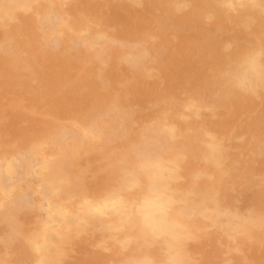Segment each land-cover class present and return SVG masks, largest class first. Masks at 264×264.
<instances>
[{
    "label": "clouds",
    "instance_id": "obj_1",
    "mask_svg": "<svg viewBox=\"0 0 264 264\" xmlns=\"http://www.w3.org/2000/svg\"><path fill=\"white\" fill-rule=\"evenodd\" d=\"M210 110L194 100L178 106L160 100L142 110L151 113L147 119H138V107L114 105L86 138L43 134L0 150V218L11 223L0 243L23 241L32 264H64L65 249L84 236L95 250L115 249L120 264H200L190 245L214 232L235 245L249 226L264 222L220 200L226 140L197 123ZM90 157H99L95 172L79 164ZM98 175L112 180L93 193L89 177ZM22 211L32 216L27 226ZM226 254L240 249L228 247Z\"/></svg>",
    "mask_w": 264,
    "mask_h": 264
},
{
    "label": "bare ground",
    "instance_id": "obj_2",
    "mask_svg": "<svg viewBox=\"0 0 264 264\" xmlns=\"http://www.w3.org/2000/svg\"><path fill=\"white\" fill-rule=\"evenodd\" d=\"M136 1L125 0L127 9L135 16L145 10L149 11L150 20L147 23L150 24L144 28L143 34L153 31L160 37V42L152 49H136V46H133L137 53L131 59L126 58L127 54L124 55L128 60L127 67L130 65L134 69L142 65L143 71L135 70L132 83L125 86L123 94L118 95L116 103L124 109L138 107L141 110L138 119H147L151 113L142 110L160 100H174L177 106L185 100H194L209 107L211 110L204 112L197 123L224 137L228 149L227 175L217 186L220 200L224 205L238 209L242 214L251 212L254 218L264 222V0H146L144 11L136 8L138 5ZM55 2L56 0H0V27L14 25V33H18L23 25L30 30L32 23H36L31 13L35 11L37 13L46 5L52 6ZM118 12H114L109 17V23L127 22L125 21L127 18ZM101 23L105 24L104 21ZM170 32L176 33L177 36L173 35L175 41L172 40ZM99 36H94V40H98ZM4 37L9 38L5 33ZM48 45L50 46V43ZM157 58L168 59L166 66L161 67L159 74L162 79L159 80H157L159 74L153 76L146 71ZM89 76L91 77V74ZM5 77L2 75L1 78ZM242 83L253 84L255 88L253 90L242 88L240 86ZM70 89L73 94L87 92L83 85ZM88 98L94 103H79L84 114L78 124H69L59 129L36 130L35 128L25 134V139L32 140L43 134H51L72 142L77 138L88 137L90 128L96 126L97 122L106 116L103 106L105 98L102 95ZM84 127H87V130ZM241 137L243 139H239ZM7 149H10L8 142L0 141V150ZM98 159L99 157L82 159L79 164L81 167L91 164L95 172L98 168L96 164ZM196 166L197 162H190V167ZM111 180L112 177L108 175L90 176L88 186L93 193H99ZM21 213H25V222L22 223L25 226L26 223L30 224L32 216L26 211ZM10 228L11 223L0 218V238L6 237ZM228 247H238L240 254L227 255ZM4 250L10 252L9 255L14 263L32 264V255L23 241L11 246L0 243V252L3 253ZM190 250L200 257V264H228L229 261L231 264H264V224L260 227L249 226L247 234L238 238L235 245L230 244L220 233L214 232L206 234L198 244L190 245ZM92 257L93 260L87 264H120L121 259L115 249L108 255L106 252L105 254L99 252Z\"/></svg>",
    "mask_w": 264,
    "mask_h": 264
},
{
    "label": "rangeland",
    "instance_id": "obj_3",
    "mask_svg": "<svg viewBox=\"0 0 264 264\" xmlns=\"http://www.w3.org/2000/svg\"><path fill=\"white\" fill-rule=\"evenodd\" d=\"M125 4V0H56L52 6L44 5L45 7L43 10H39L37 13H35L36 11L31 13L34 15V21L36 20V23H32L33 29L27 30L26 26L23 25L20 30L21 32L14 33V25L0 27L3 28L0 29L1 142H8L10 148L17 144L24 146L30 141L25 139V134L33 131L35 128L36 130L59 129L69 124H78L80 122V117L84 114L79 103H94V101L88 98L90 96L102 95L105 98L103 106L106 116L100 119L97 125L106 122L105 119L108 117L110 108L114 105L118 106L116 103L119 98L118 95L121 96L126 88L125 86L132 83L136 72L135 70L143 71L142 65L134 69H132L130 65L127 67V59H131V57L136 55V49L156 48L160 42V37L154 34L153 31L143 34L145 32L144 28L150 24L147 23L150 20V12L145 10L147 1H136V4H138L136 8L140 11L145 10V13L136 14V16L127 9ZM104 9L106 11H104ZM51 12L54 14H51ZM114 12H118L123 15L124 18H127L125 19L127 22L109 23L108 19ZM103 21L105 24L101 23ZM115 25L120 27L118 28ZM4 33L8 35L9 38L4 37ZM86 35L90 36L87 37ZM173 35L177 36L175 32H170L172 40L175 41ZM94 36H99L100 40H94ZM87 38L90 39V41H88ZM49 43L51 47H54L50 48L48 45ZM144 44L147 45L145 46ZM133 46H136V49H133ZM126 54L127 57L124 56ZM100 56L102 57L100 58ZM125 57L127 59H125ZM167 62V58H157L154 63L149 65L147 70H152L150 75H158L162 69V65L166 66ZM90 74L91 77L89 76ZM2 75L6 77L1 78ZM35 77L36 79H33ZM159 79H162L161 74H159L157 80ZM67 80H69V82ZM76 80L78 81L76 82ZM71 84L72 86H70ZM81 85H83L85 90L87 89L88 94L87 92L73 94L70 88ZM62 94L64 97H62ZM53 124L56 125L54 126ZM84 128L87 130V127ZM22 140L24 142H22ZM24 215L25 213L19 214V220L21 222H25ZM27 224L29 223H26V226ZM76 240H73L65 249L68 254L67 256L70 258L66 256L64 264H87L93 260L94 257L91 258L92 255L103 252L95 250L92 244L94 243L93 240L87 236ZM91 245L92 247H90ZM111 252H113V250ZM3 253L0 252V264H16L13 262L8 250H4ZM85 253L87 254L85 255ZM109 253L110 252H107L106 255Z\"/></svg>",
    "mask_w": 264,
    "mask_h": 264
}]
</instances>
